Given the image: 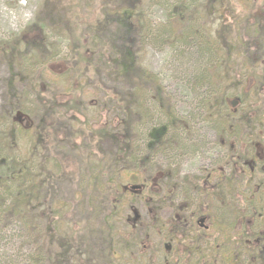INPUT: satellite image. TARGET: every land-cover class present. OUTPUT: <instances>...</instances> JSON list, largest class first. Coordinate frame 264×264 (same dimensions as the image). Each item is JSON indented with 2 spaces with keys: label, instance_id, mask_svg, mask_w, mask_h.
Instances as JSON below:
<instances>
[{
  "label": "rangeland",
  "instance_id": "374dc122",
  "mask_svg": "<svg viewBox=\"0 0 264 264\" xmlns=\"http://www.w3.org/2000/svg\"><path fill=\"white\" fill-rule=\"evenodd\" d=\"M132 3L127 26L109 13ZM223 25L234 30L227 45L217 35ZM191 33L197 39L187 41ZM202 40L218 52L202 58ZM124 48L136 62L125 78L107 60L108 50ZM26 51L27 61L10 58ZM203 70L207 80L197 84ZM140 93L143 107L124 113L121 101ZM223 95L227 123L212 108ZM5 113L26 131L20 154L35 151L49 181L40 203L54 201L60 235L85 251L78 264H220V246L236 250L237 264L264 258L249 243L257 234L264 246V209L252 233L245 229L243 247L229 227L254 214L244 199L264 203L251 189L255 169L241 166L248 152L255 157L264 129V0H0V122ZM169 118L176 120L170 139L153 146V124ZM40 125L52 134L48 149L37 143ZM124 144L130 149L122 155ZM10 226L21 223L14 218ZM14 235L24 250L36 240ZM190 245L196 252L185 254Z\"/></svg>",
  "mask_w": 264,
  "mask_h": 264
},
{
  "label": "trees",
  "instance_id": "16d2710c",
  "mask_svg": "<svg viewBox=\"0 0 264 264\" xmlns=\"http://www.w3.org/2000/svg\"><path fill=\"white\" fill-rule=\"evenodd\" d=\"M46 1L48 0H45V2ZM213 1H216V3H220L222 0ZM179 3L180 5H183L181 2ZM129 7L130 8L128 10L111 9L109 10V13L113 16L117 15V20L120 22L122 21V25L127 26L131 18L130 16L132 15L133 3ZM50 10L54 11V8ZM46 14H48V12H46ZM173 14L176 15L177 10L174 9ZM40 24L41 23H39L37 20L33 25L39 28L41 27ZM258 28L261 29V27ZM75 29L76 27L73 28L72 26H70L69 28L70 32L73 35H75L76 33ZM232 30L233 29L231 25H223V29H221L220 32H217V35L223 39L224 43H226L227 39H230L231 36L234 35V32H232ZM225 33L227 34V36L226 38H223ZM255 33L259 35L260 32L255 31ZM193 36L195 39H197V33H194V35L192 33L186 35L187 41H189V39H192ZM204 43L207 42H205L204 40L199 42V45H202L199 49L202 58L209 56L212 57L211 54L214 51L218 52L217 49L215 50L208 43V46L206 45V47L203 48ZM26 49L30 52L32 46L29 47V45H27ZM27 51L23 54L16 53L15 56L11 55L10 58L12 60H14L15 58L19 63L24 60L27 61L28 59H30L29 53ZM77 54L79 56H82L81 54H79V51H77ZM107 55V60L113 74L125 78L126 76H129L134 72L136 65L135 56L129 49L124 48V50H122V52L118 54H114L112 52H109L108 50ZM86 64L87 67L91 66L89 61H87ZM195 80L197 84H202L203 82H205L207 80L206 71H201L197 78H195ZM139 91H136L137 94ZM140 94V97H133L132 94V97H129L130 102L128 103H124V101H121V103H123L124 113H128L130 111H134L137 108L143 107L145 96H143V93ZM226 99V95L221 96L220 100H217V104L212 107L213 110L214 108L217 110L218 116L221 117V120H225L226 115H229L226 103V101L228 102V100ZM68 105L69 104H61L60 106L58 105L57 108H62L64 111H66L65 108ZM47 110L51 109L45 110L46 113H49L50 111ZM225 113L226 115H224ZM222 114L223 116H221ZM10 117V114L6 115L5 113L1 118L3 119V121L0 122V264H78L79 261H81L82 257H84L85 251L83 250L81 252L80 245L74 244V241L72 239L64 238L60 235L57 227L58 224L56 221L58 213L57 211H54V201L47 202L46 200H44V202L40 203L39 192L42 190L43 186L47 187L49 185V181L46 176L42 178V175L39 173L41 170L37 169V165L33 160L35 151L31 153V157H23L20 154L21 152L18 142H21V138L26 131L17 125L18 122L14 117L12 120L10 119ZM227 118H229V116ZM59 120L60 119L58 117H55L56 122H58ZM170 121L171 122H168L167 120L165 123L160 120L155 121V123L153 124V128L149 133V138L153 146L157 147L160 146L162 142H168L167 139H170L169 135L173 133V127L176 120L172 121V119H170ZM246 121L248 120L241 118L240 120L238 119L237 123H245ZM224 122H226V120ZM58 124L60 126H64V124L61 122H59ZM36 129L37 130L35 131V134L37 143H41L45 149H48L50 144L49 136H51L52 134H50L49 130H47V128L42 125L38 126ZM180 130H182V128H178L174 132L176 133ZM103 131L104 130H101V132ZM113 139H115V141L119 143V140L116 136H113ZM173 139L178 140L175 138ZM126 145H122L124 146L122 151L120 152L122 155H125V151L127 149H130L128 148V145ZM58 166L60 165L58 164ZM41 169H43V165H41ZM48 178L51 179V177ZM243 205L245 207H248L246 208L247 213H251L253 210L254 214L251 215L250 218H248L249 224L246 221H243L244 217L242 215V217H237V228L234 227V224L229 225L230 232L234 236H244L245 229H247L249 225L250 228H252V226H255V224L258 222V219L261 218L260 210L252 209L251 205L247 204L246 202H244ZM248 215L249 214L245 216ZM14 218L19 219L21 227L19 226L18 228H13V226H10L11 221ZM24 218H28V220ZM239 221L240 223L238 224ZM41 224H43L42 229ZM179 224L181 226L182 223L179 222ZM16 231L20 234L21 238L28 235L27 238H36L37 240L39 237L37 238L36 236L42 235L44 239L43 250L40 249V246L37 245L38 240L29 242L26 245V250H24L22 246L16 244V241H13L14 239H16L14 235ZM12 233L14 234L12 235ZM255 235L257 236V234ZM252 238L253 239H251L250 243H253V241L256 239L255 236ZM183 241V239L179 241V246H182ZM244 241H246V236H244L243 240H241L237 245H244ZM220 248L222 249V251L216 254L217 260H220V264H237L233 259V254L236 252V250L231 252L225 247L220 246L219 249ZM257 249H259V251L256 250L255 252H259L260 256L261 253L264 254V246L260 245ZM183 251L188 255L196 252V250L193 249L192 245H190ZM253 261L258 262L259 264H264L263 257H260L259 260H254L253 257ZM83 263L89 264V261L83 259ZM160 264L167 263L163 262Z\"/></svg>",
  "mask_w": 264,
  "mask_h": 264
},
{
  "label": "flooded vegetation",
  "instance_id": "af4514ba",
  "mask_svg": "<svg viewBox=\"0 0 264 264\" xmlns=\"http://www.w3.org/2000/svg\"><path fill=\"white\" fill-rule=\"evenodd\" d=\"M244 119L247 120L246 118H244ZM246 122L248 123V121H246ZM259 139H260V141L257 140V143L256 144H253L254 147H257L258 148V151L255 154V157L253 158V155L250 156L251 154L248 152L246 154V158L243 159V160H241V162H244V163H241V166L244 167V168H246L247 165H248V166H251L252 169H255V170H251V173L254 172L252 174H254L255 176H257L259 178V180H258V184L257 185L251 186V189L254 191V194H259L260 196H262V195H264V129L260 133ZM248 159H249V161H247ZM245 162L247 163V165H246ZM242 172H243L242 177H244V175H246L244 173L245 171H242ZM232 181H233L232 179H228L227 180V183L230 185V187H232V183H231ZM241 182L243 184V178H242ZM244 201L247 204H249L247 202V199H244ZM261 201H263V200H261ZM262 204H264V203L263 202H260V203L259 202H257V203L256 202H253L251 204V206H254V207H252V209L262 211V209H264V206ZM203 218L206 219L205 217H203ZM248 224H249V222H248ZM197 226L200 227V225L198 223H197ZM251 229L252 228H250V225H249L248 228L246 229V232L252 233L251 232ZM204 230H207L208 231V228H204ZM244 234H245V232H244ZM240 236L244 238V236H242V235H240ZM254 236L256 237V239L253 241L252 244H255L254 246L255 247H258V245H256V242L258 243L259 240L257 238H259V237H258V235L256 236L255 234L252 237H254ZM252 237H251V239H253ZM249 240L250 239H248V237H246V241H244V242L247 244V242Z\"/></svg>",
  "mask_w": 264,
  "mask_h": 264
},
{
  "label": "water",
  "instance_id": "95a60500",
  "mask_svg": "<svg viewBox=\"0 0 264 264\" xmlns=\"http://www.w3.org/2000/svg\"><path fill=\"white\" fill-rule=\"evenodd\" d=\"M230 104H231V107L234 108V107L236 106L237 103H236L235 101H233V102H231ZM204 221H205L204 218H201V219L198 220V224L200 225V227H202V223H203Z\"/></svg>",
  "mask_w": 264,
  "mask_h": 264
}]
</instances>
